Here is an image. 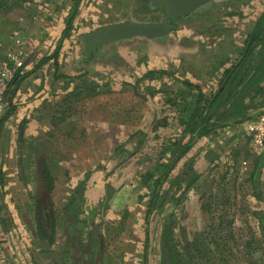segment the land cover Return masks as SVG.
<instances>
[{"label": "rangeland", "instance_id": "obj_1", "mask_svg": "<svg viewBox=\"0 0 264 264\" xmlns=\"http://www.w3.org/2000/svg\"><path fill=\"white\" fill-rule=\"evenodd\" d=\"M64 4L65 0H33L30 9L11 11L0 0V12L6 13L3 20L0 15V43L5 51L26 54L22 78L32 71L19 88L26 94L30 87L37 96L40 87L47 85L53 98L46 103L43 119L52 129L40 131L39 137H30L21 146L17 139L21 128L12 122L0 136V264H76L73 248L67 245L64 212L73 192L77 201L80 197L76 212L83 220L85 237L94 227L104 234L105 264H158L166 227H171L173 236L163 242L175 243L186 264L183 233L199 237L201 249L195 254L200 264H264V226L256 215L264 214V167L255 189L250 176L257 154L248 157L245 148L225 154V148L234 147L238 134H245L241 127L235 135L233 124L239 121L242 126L264 114V94L250 91V95L238 96L245 115L214 116L216 128L208 139L217 150L201 159V149L186 161L196 160L195 170L202 177L191 189L184 188L186 183L179 187L172 182L181 176L185 163L176 177L170 174L160 187L162 199L151 216L146 211L148 198L141 195V173L168 163L164 150L171 146L170 140L182 137L179 107L193 105L198 97V91L191 92L193 97L183 101V82L195 80L207 99L220 93L222 70L227 64L238 66L243 59L241 49L264 11V0H213L177 20L175 31L164 39L129 40L99 50L88 63L82 54L85 33L127 20L160 22L164 14L147 13L145 0H83L74 28L59 51V60L61 56L66 61L55 69L50 60L33 71L62 39L68 16L63 12L70 11L69 1V10ZM132 41L137 44L128 43ZM207 60L214 61L204 64ZM150 62L165 64L170 74L149 75L160 70ZM130 78L132 83H122ZM173 97L178 104L172 107L167 101ZM56 116L66 119L54 127L51 122ZM165 116L169 117L167 125L153 132V125ZM140 131L145 135L142 145L138 143L142 135L136 136ZM43 140L55 179L50 205L56 215L54 243L40 238L35 220L42 195L34 175L39 171L37 152ZM150 183L153 190L155 179ZM146 228L151 234L148 239Z\"/></svg>", "mask_w": 264, "mask_h": 264}, {"label": "trees", "instance_id": "obj_2", "mask_svg": "<svg viewBox=\"0 0 264 264\" xmlns=\"http://www.w3.org/2000/svg\"><path fill=\"white\" fill-rule=\"evenodd\" d=\"M7 1V3H6ZM69 1V12H63L64 14H67V18L65 19V29L62 33V39L57 44V47H55L53 53L48 58H44L41 60L37 65L35 66V69L33 71H36L38 68H42L43 66L47 65L50 60H53V66L54 68H58L59 63V51L62 47V41L69 37L70 31L74 28V21L75 18L79 14V7L83 0H65V4L63 5V8L67 9V3ZM33 0H5V6L12 10L14 9H22L21 11H24L25 9H30V5L32 4ZM32 6V5H31ZM146 6L148 10L150 11V5L149 1L146 0ZM63 8L58 7V10H62ZM6 13L1 11V20L4 19V15ZM54 17V14L51 15ZM0 20V21H1ZM1 27V26H0ZM164 39V38H162ZM158 39V40H162ZM5 44V43H4ZM83 44V43H82ZM99 50L94 51L91 55H89L87 58H84L85 62H90L92 60L96 59L97 53ZM241 56H243V59L238 64V66H233L230 69L226 70L224 73V82H222L223 87L220 89V93L217 95L211 96L210 99H207L203 94L201 90V86L196 85L194 83L190 82H183V88L184 89L180 93V97L183 101L187 102L188 97H193L191 92L198 91V97L193 105L191 103H186L183 107H179V125L183 127L181 129L182 131V137L180 140L171 141V146L164 150V155L170 154L168 157L169 162L168 163H161L158 165L155 169V171H147L146 173H141V179L143 185H150V181L156 178V186L153 189V196L149 201V208L150 211L159 205L162 199V194L159 192V188L162 186L163 182L167 181L170 177V174L175 169L177 164L184 159L189 152L194 147L195 140H201L203 138H206L210 136V134L213 132V130L216 128L215 124V117L214 116H220L223 117L229 116L231 114H235L236 112L239 114L245 115V113H242L244 111V108L241 105V102L237 101V98L239 95H242L243 93H246L247 95H250L249 92L252 91L251 88H255L257 91L255 93L257 94H264V87L261 86L262 83H264V11L262 15L260 16L259 20L257 21L256 25L252 29V31L248 34L245 40L244 47L241 49ZM251 71V72H248ZM170 73L167 72V70L160 69V70H153L150 71L149 75H169ZM29 76V74H26L25 78H22L18 76V78L13 82L14 85L13 89L11 90L9 94V100H8V106L6 107L4 113L0 117V136L4 129L5 123L9 120V118L14 114V112L17 109V106L14 104V98L16 97L17 91L19 90V87L22 85L23 81ZM79 92H75L72 97H69L66 99V101H69L70 99L74 98ZM170 106H177L176 100L173 98L169 99L167 101ZM202 104V105H201ZM178 108V107H177ZM71 109V108H70ZM218 109L221 110V112L217 111ZM58 115V114H57ZM243 117V116H242ZM66 118H57L55 117L53 121V126L55 127L56 122H63ZM169 120L168 116H165L163 119L156 122L153 127L152 131L158 130L160 127H165L167 125V122ZM221 120V119H220ZM250 121V120H249ZM239 122V121H238ZM237 122V123H238ZM25 121L23 122V126L25 125ZM181 127V128H182ZM180 128V127H179ZM136 133L137 135H142V138L138 139L139 145L144 144L145 135L144 133ZM20 137V134H19ZM185 138H189L188 141L184 142L183 140ZM19 139V138H18ZM45 142L46 140H43L40 142L39 147H41L40 150H38V157H37V167L39 168V171L37 174L34 175V178L38 182L40 189L39 192L42 195V198L39 199L37 202V209H36V225H37V232L42 240L49 239L53 236L54 233V225L56 222V215L55 213L50 210V205L52 206V199H51V193L54 190L55 187V179L52 175L51 169L48 165V159L46 157V153H44L45 149ZM168 156V155H167ZM167 158V157H166ZM194 159H192L190 162H187L182 169L181 176H177L172 181L174 184H177V186L182 187V183H186L185 187L186 189H191L194 185V181H199L202 177L199 176V173L195 170ZM254 170L251 172L250 178L252 179V183L255 189L258 188V185L261 182L262 177V171L264 167V153L253 161ZM188 178V179H187ZM25 180V178H22ZM191 182H188V180ZM187 180V181H186ZM79 191V190H77ZM77 193L73 192V196L76 198ZM257 198H259L257 196ZM49 202V203H48ZM72 205V204H71ZM71 205L67 204L66 210L70 211ZM44 207L48 208V217L50 226L49 228L45 224L46 216H45V209ZM71 212V211H70ZM261 222V225L264 226V214H256ZM74 218V214L71 215V219ZM68 234L70 235H79L83 234L84 226L80 225V227L77 224H71L69 227L67 225ZM171 227L165 228L166 233L165 236H173V233L169 234V230ZM168 230V231H167ZM196 241L194 243H191L189 250V258L186 259L187 263L189 264H200V261H196L198 258V254H195L194 249L198 250L201 249V243L199 237H196ZM176 240L175 237L173 239ZM167 241H170L167 239ZM249 245V243H248ZM174 247V249H173ZM164 250H167L169 252V259L172 262V264L180 262L183 264L184 260L182 259V254L178 252L177 247L174 243V246H166L164 247ZM163 250V251H164ZM166 254V252H165ZM202 253H200L201 255ZM198 255V256H197ZM197 256V257H196ZM204 258V256H203ZM163 264H168L167 262H163Z\"/></svg>", "mask_w": 264, "mask_h": 264}, {"label": "crops", "instance_id": "obj_3", "mask_svg": "<svg viewBox=\"0 0 264 264\" xmlns=\"http://www.w3.org/2000/svg\"><path fill=\"white\" fill-rule=\"evenodd\" d=\"M138 40H142V39H138ZM135 42H137V41H135ZM128 43L137 44V43H134V41L128 42ZM225 56H227V54H225ZM63 59L64 58L60 56L59 62L61 63ZM64 60L66 61V59H64ZM213 61L214 60H207L206 62H204V64H207V62L210 63V62H213ZM231 62H232V60H231ZM150 64L154 65L155 68H158V69H165L166 68V65L162 64L161 62L158 63V64L150 62ZM30 67H28V69H30ZM230 68H231V66L229 64H227L226 68L224 67L223 70H222L223 73H225V71L230 69ZM248 72H251V71H248ZM28 74H32V71L30 73H28ZM39 81H40V79H39ZM39 81H37L35 83H38ZM122 83H129L130 84V83H132V79L130 78V79H125L124 81L122 80ZM192 83L197 84V82L195 80H193ZM261 86L264 87V83H262ZM72 89H73V87H71L65 93L71 91ZM251 90H252V93L257 91L255 88H251ZM39 91H40L39 94L36 96L35 91L32 88H30V87L27 88L26 94H24L22 92V90L19 88V90L17 91L16 97L14 98V104L17 106V109L14 112V114L9 118V120L4 125V128H5L6 124H9L10 122H12L13 125L16 124L17 127L19 126L21 128L20 132H19L20 137H19V134H18V137H17V139L19 138L18 139V141H19L18 145L19 146L26 145L27 139H29V141L31 140L30 137L32 139L37 138V136L39 135L40 131H42V130L46 131V130L52 129V127L50 125H48L46 122H44L43 119L47 115V113H46V110H47L46 103H50L53 98L49 95V92L47 91V85H45L44 88L40 87ZM28 99H31V100H29V102H28L27 101ZM99 101H101V100L98 99L97 102H99ZM18 102L21 105L20 108L18 106ZM24 121L26 123L23 126L22 124H23ZM51 124H52V122H51ZM123 124H125V123L123 122ZM233 125H234V129L237 130L236 132L234 131L236 133L235 135H237L238 131H240L239 128H241V126H240V124H237V123H235ZM119 127L123 128L122 124ZM25 129H26V132H25ZM158 131H159V129H158ZM238 135L239 136L236 138L235 144H234V147H233L234 150H233V148H231V150L228 151V148H225V154L228 153V152H230V153L236 152V154H237V153H239V151H242L245 148L243 151L247 154L248 157H249V155L250 156H254L255 154L250 149L249 139L247 138V136L245 134L244 135L238 134ZM208 138L209 137L203 138V139L199 140L198 142H196L197 144H196V146H194L195 148L193 147V149L190 151V154L187 155L184 159H182L177 164L175 169L172 171L171 175L173 177H176V175L179 173V171L183 168V166L186 163V161L191 159L192 155L199 154L201 149H202V153L200 154L201 159H202V156L206 155L207 153H209L211 151H214V150H217L214 147L210 146ZM245 139H247L246 143H245ZM167 155H168L167 156V158H168L170 156V154L168 153ZM223 157L224 156L222 155V158ZM201 159L198 160V161L200 162ZM124 190H126V189H124Z\"/></svg>", "mask_w": 264, "mask_h": 264}, {"label": "water", "instance_id": "obj_4", "mask_svg": "<svg viewBox=\"0 0 264 264\" xmlns=\"http://www.w3.org/2000/svg\"><path fill=\"white\" fill-rule=\"evenodd\" d=\"M213 0H151L153 10L165 9V17L161 22L124 21L109 24L83 35L82 54L88 57L94 51L113 47L136 38L156 40L169 36L176 29L171 23L175 18H186Z\"/></svg>", "mask_w": 264, "mask_h": 264}, {"label": "flooded vegetation", "instance_id": "obj_5", "mask_svg": "<svg viewBox=\"0 0 264 264\" xmlns=\"http://www.w3.org/2000/svg\"><path fill=\"white\" fill-rule=\"evenodd\" d=\"M148 1L150 2L151 0H148ZM158 12H163L164 17H165V14H166L165 9L153 10L151 8L150 11L147 9V13H150V14H154V13H158ZM164 17L162 18V20L164 19ZM179 19H183V18H178L177 17L171 23L176 25V21L179 20ZM127 21H130V20H127ZM133 21H135V20H133ZM140 22H142V21H140ZM176 28H177V25H176ZM222 87H223V84L220 85V88H222ZM260 155H262V153L257 154V156H260ZM148 171H155V170H148ZM156 178L157 177L155 176V178H153V179H155V181H156ZM165 182H163L161 187L164 186ZM143 186H144V192L141 195H142V197L148 198L146 211H147V216H149L152 213V210L150 211V208H149V201H150V199L153 196V190H150L149 187H151L153 185H151V183H150L149 186L148 185H146V186L143 185ZM159 192H161L160 188H159ZM74 193H76V192H74ZM79 201H80V197H79ZM79 201H77L75 199V197L73 196V193H71V195H70V197H69V199H68V201H67V203H66V205L64 207V212L67 213L68 226L69 227L71 226V224H77L79 227H80V225L83 226V220L80 218L79 214L76 212V210H77V208L79 206ZM69 203H70V205L72 204L71 208H68V209H70L71 212L65 209L67 207V204L69 205ZM48 210H49L48 208L45 209V216H46L45 224L49 228L50 222H49V217H48V214H49ZM73 214H74V218L71 219V215H73ZM148 220H150V219L148 218ZM150 225H151V223H149V226ZM163 226H167V225L164 224ZM148 228H146V230ZM94 229L95 230L89 232V233H91V235H89V233H88L86 237H85V233H86L85 230L86 229H84L83 234H81V236H79L78 234L77 235H73V236L68 234L67 245L73 248L71 254L76 257V264L77 263H80V264H105L104 260H105V256L106 255L105 254L103 255V253H104V245H105L104 241H103L104 234L101 232L99 227H94ZM148 231L149 230H147V233H146L147 239L151 235L150 232L148 233ZM67 232H68V229H67ZM183 235L186 238L185 244L183 246L186 249V251H188V254H187L188 255L187 259H188L189 258V254H190L189 247H190L191 243H194L197 240L196 237L198 238V236L195 235L194 237L190 238V236L188 234L186 236V234L183 233ZM92 237H94V241L92 240ZM164 239H163V237H161V241L159 243L160 261H159L158 264H163V262H167L168 264H172V262L170 260L168 261V259H169L168 257L170 256L169 252L167 250H164V247H166L167 245L171 246L172 244L171 243L168 244V242H163ZM50 240H52V243L55 242L54 233H53V236L50 238ZM165 252H166V254H165ZM194 252H196V249H194ZM174 264H177V263H174ZM179 264H182V263L180 262ZM183 264H186V262H184Z\"/></svg>", "mask_w": 264, "mask_h": 264}, {"label": "built area", "instance_id": "obj_6", "mask_svg": "<svg viewBox=\"0 0 264 264\" xmlns=\"http://www.w3.org/2000/svg\"><path fill=\"white\" fill-rule=\"evenodd\" d=\"M0 43V117L8 106L9 94L14 81L22 77L25 67L26 54L21 50L5 51ZM24 58V59H23ZM242 131L250 138V149L254 154L264 151V114L255 120L243 124Z\"/></svg>", "mask_w": 264, "mask_h": 264}]
</instances>
